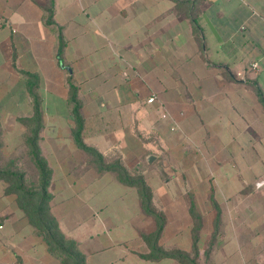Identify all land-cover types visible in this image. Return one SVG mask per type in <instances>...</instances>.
<instances>
[{
    "label": "crops",
    "instance_id": "1",
    "mask_svg": "<svg viewBox=\"0 0 264 264\" xmlns=\"http://www.w3.org/2000/svg\"><path fill=\"white\" fill-rule=\"evenodd\" d=\"M54 1V21L48 22L47 0H0L1 151L37 180L25 141L32 123L21 120L34 116L33 97L20 70L37 74L39 146L52 171L51 209L62 231L78 241L86 264L182 263L142 256L150 251L143 233L153 232L156 222L136 187L100 171L76 143L70 82L85 120L82 137L106 160L143 170L142 158L155 155L147 153L150 147L168 151L165 164L175 172L145 176L166 214L163 247L192 251L191 199L177 193H186L188 182L196 189L199 174L192 177L186 159L194 147L200 161L206 150L208 165L232 166L221 176L235 191L217 201L208 228L203 217L201 263L264 264V210L246 199L255 194L249 182L262 181L264 170L258 168L264 165V105L257 92L264 96V0ZM60 32L66 42L61 53ZM153 95L156 101L147 102ZM8 187L0 179V263L61 264ZM229 231L231 237H222Z\"/></svg>",
    "mask_w": 264,
    "mask_h": 264
},
{
    "label": "trees",
    "instance_id": "2",
    "mask_svg": "<svg viewBox=\"0 0 264 264\" xmlns=\"http://www.w3.org/2000/svg\"><path fill=\"white\" fill-rule=\"evenodd\" d=\"M46 9L48 11V22H53L55 15V1L47 0ZM195 10H192L194 16ZM197 25V19L194 18ZM59 51H63L65 47V38L63 33L59 34ZM28 79L29 92L33 97L34 116L30 119L21 118L28 125L32 123L30 133L25 138L26 151L30 154L31 160L38 171V178L34 183H29L27 174L18 166L16 158L9 160L4 164L1 163L4 156L1 151L2 147V123L0 118V179L9 182L8 191L17 194L18 204L28 217L30 223L34 225L44 241L48 244L49 252L60 260L61 264H86V255L79 247V243L74 238L68 237L60 228L58 219L51 209L52 193L49 191L52 171L48 162L42 155L39 146V131L42 127V116L40 109V100L36 93L38 87L37 74L20 70ZM69 100L73 104L72 113L75 119V127L73 136L78 146L83 149L91 158L92 163L100 171H112L118 179L129 186H134L138 190L139 198L143 210L151 215L156 222V229L150 233H143V238L150 248L148 253L142 256L151 260H158L169 257L178 260L182 264H207L200 261V236L203 228V215L197 211L194 200L191 201L190 213L193 220L192 235L193 246L192 251L187 252L180 248L167 249L160 244V239L166 225V214L158 208L154 202L153 189L148 183L143 173L131 172L129 167L122 159L106 160L103 153L97 148L85 143L82 137V131L85 125L84 117L80 112V101L77 97V87L70 82ZM260 100L264 105V96L261 89L257 88ZM35 124V126H34ZM8 161V159H7ZM8 163V165H6ZM12 164V165H11ZM217 207V204L214 203ZM220 214L214 222V230L212 238L209 241L208 248L205 250V257L208 259L214 245L215 237L219 227ZM3 264V263H0ZM22 264V262H19Z\"/></svg>",
    "mask_w": 264,
    "mask_h": 264
},
{
    "label": "rangeland",
    "instance_id": "3",
    "mask_svg": "<svg viewBox=\"0 0 264 264\" xmlns=\"http://www.w3.org/2000/svg\"><path fill=\"white\" fill-rule=\"evenodd\" d=\"M149 136H150L149 134H146L145 137H147L149 139L150 138ZM153 138H154V136H153ZM159 144H160V142H159ZM157 145L156 146L152 145L153 147H150V149L147 152V153H149V151H150L151 153H154L156 155V157L150 163L147 162V159L145 156H144V158H142L141 166H142L143 170H139L140 169L139 166H137V168H133L131 166V168H130V165L128 164V167L131 170V172L143 173L145 176H147L148 175L147 173H150V172L155 173L157 171L158 173L162 174V177H164L165 175H171L172 172H175V168L173 165L168 166L165 164V159L168 158V155H169L168 151L165 148H163L162 146L160 148L157 147ZM184 145H182V146H184ZM184 151H186V149L182 148V149L178 150V153H175L174 155L176 157H179V156L181 157L183 155ZM205 153H206V156H204L202 161H200L201 160L200 159L201 158L200 153L198 152V150L196 148L191 147L190 150H187V153H186L187 158L186 159L191 164L190 169H192L193 172L192 171H190V172L192 174V177H195V175H193V174H196V175L199 174L193 180V185L194 186L196 185V189L193 188V190L191 191V189H190L191 182H188V186L186 187V193H183L180 191L177 194L184 195V197L188 200L189 199H191V201L194 200L196 207H197V211L203 215L204 224L208 228L210 225L213 224V218H214L213 216L215 213L214 209H216L219 205L217 201L220 202V200L222 199V202H223L224 194H226L230 197L228 192H235V191L233 189H231V187H229L230 182L226 181L223 178L224 176H221V173L226 174V171L228 169H230L232 166L226 165V164H223V165L217 164L216 165L215 163L208 165L207 162L209 160L212 161V157L210 156V153L208 151L205 150ZM17 154H20V152L16 153V156H20ZM159 156H160V158H158ZM17 158H18V162L23 163L22 157H17ZM213 161H214V159H213ZM6 162H7V159L5 158V156H3L1 163L4 164ZM199 163H201V166H199ZM199 167H201L200 171H199ZM258 168L260 170L264 169V165L261 164L260 167H258ZM26 174H27V178L29 180V183H34L36 181V176L34 174H32L31 172H29V173L26 172ZM248 177L254 178V177H256V174L255 173H252V174L249 173ZM258 178L261 179L262 181H260V182L259 181H256V182L250 181L249 182L252 184V187L254 188L253 192H255V194L251 195V196H247L246 199L248 200L247 205H251V207L253 209H255V207L263 208L262 209V211H263L264 210V180H263L264 179V170H261V174L258 175ZM242 192H247V191H242ZM239 196L245 197L246 195H245V193H243ZM188 197H190V198H188ZM214 203L217 204V207L214 206ZM240 215H245V213H242ZM259 219H260V217H259ZM230 235H231V233L229 231L228 233H226L225 236H222V237H226V236L231 237ZM243 236L244 235H240L238 238L242 239ZM222 239H224V238H222ZM263 255H264V251H263V254H261V256H263ZM206 261H207V259H205L204 262H206Z\"/></svg>",
    "mask_w": 264,
    "mask_h": 264
},
{
    "label": "built area",
    "instance_id": "4",
    "mask_svg": "<svg viewBox=\"0 0 264 264\" xmlns=\"http://www.w3.org/2000/svg\"><path fill=\"white\" fill-rule=\"evenodd\" d=\"M253 66L256 67L257 63H253ZM156 99H157V96L153 95L147 99V102H154L156 101ZM163 116L167 117V114H164ZM4 226H5L4 222L0 219V233L3 231Z\"/></svg>",
    "mask_w": 264,
    "mask_h": 264
},
{
    "label": "water",
    "instance_id": "5",
    "mask_svg": "<svg viewBox=\"0 0 264 264\" xmlns=\"http://www.w3.org/2000/svg\"><path fill=\"white\" fill-rule=\"evenodd\" d=\"M155 157H156L155 155L150 154L147 157V161L150 163Z\"/></svg>",
    "mask_w": 264,
    "mask_h": 264
}]
</instances>
